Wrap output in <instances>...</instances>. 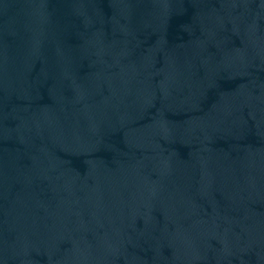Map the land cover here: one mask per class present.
Returning a JSON list of instances; mask_svg holds the SVG:
<instances>
[{
  "label": "water",
  "instance_id": "obj_1",
  "mask_svg": "<svg viewBox=\"0 0 264 264\" xmlns=\"http://www.w3.org/2000/svg\"><path fill=\"white\" fill-rule=\"evenodd\" d=\"M0 264H264V0H0Z\"/></svg>",
  "mask_w": 264,
  "mask_h": 264
}]
</instances>
